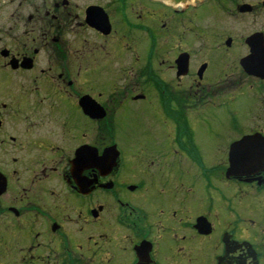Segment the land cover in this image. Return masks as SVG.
<instances>
[{"label":"flooded vegetation","instance_id":"flooded-vegetation-1","mask_svg":"<svg viewBox=\"0 0 264 264\" xmlns=\"http://www.w3.org/2000/svg\"><path fill=\"white\" fill-rule=\"evenodd\" d=\"M5 3L0 264H264V0Z\"/></svg>","mask_w":264,"mask_h":264},{"label":"rangeland","instance_id":"rangeland-1","mask_svg":"<svg viewBox=\"0 0 264 264\" xmlns=\"http://www.w3.org/2000/svg\"><path fill=\"white\" fill-rule=\"evenodd\" d=\"M7 0H0V27L2 26L3 24V20L4 18H6L7 16L10 15V11L9 10H6V2ZM1 37H3V32L0 31V45L4 43V41H1ZM4 40V39H3ZM142 122V118H136L134 121H133V124H132V130H136L137 128H141V126L144 125H148V122Z\"/></svg>","mask_w":264,"mask_h":264},{"label":"water","instance_id":"water-1","mask_svg":"<svg viewBox=\"0 0 264 264\" xmlns=\"http://www.w3.org/2000/svg\"><path fill=\"white\" fill-rule=\"evenodd\" d=\"M176 1H178V0H176Z\"/></svg>","mask_w":264,"mask_h":264}]
</instances>
